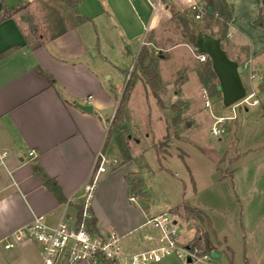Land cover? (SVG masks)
I'll return each mask as SVG.
<instances>
[{"label": "crops", "instance_id": "0c3cea01", "mask_svg": "<svg viewBox=\"0 0 264 264\" xmlns=\"http://www.w3.org/2000/svg\"><path fill=\"white\" fill-rule=\"evenodd\" d=\"M134 1L79 0L74 13L68 10L69 23L58 30L51 26L47 29L52 31L32 35L20 14L26 7L39 11L42 4L37 0H0V13L3 7L25 5L0 21V152H6L0 163V264H41L35 242H20L11 248L3 246L5 238L35 216H42L50 226L60 221L70 226L76 224L82 200L81 186L89 178L97 153L101 151L110 157L109 139L106 142L108 124L138 51L143 46L148 51L155 49L160 55L161 51L169 53L180 46H185L192 54L197 51L194 45L182 39L184 17L191 19L196 30L219 36L225 52L230 51L227 55L247 71L248 81L250 71L252 81L259 83L258 74L264 71V28L257 26L254 19L264 13V0H225L231 19L224 37L209 19H199L195 24L188 6H179L176 0H149L153 3L152 11L145 18ZM53 3L55 1L43 5L50 8ZM161 8L169 11L164 13ZM76 15L83 19L78 20ZM172 22L182 26L176 28L178 39L169 29L168 24ZM129 51H136L131 60ZM196 78L200 84L197 72ZM139 80L142 79L134 82L126 106ZM77 103L91 105V111L79 109ZM157 140L138 153L151 150L158 160ZM30 150L34 151L32 157L27 155ZM247 151L238 156L247 157ZM261 152L253 173L256 180L260 178L259 182L264 178V147ZM135 158L134 154L120 160L115 158L116 165L98 174L89 207L93 231L98 234L117 232L125 254L160 244L161 231L147 219L164 213L153 204L157 200L152 199L146 180L154 170L146 161L137 162ZM253 160L245 162L250 164ZM34 165L55 180L60 188V199L43 184L33 170ZM126 173L139 175L148 200L141 201L138 194L130 192L124 178ZM131 195L134 201L129 200ZM259 195L250 194L252 199L257 197L256 200L260 199ZM176 219L173 218L175 223ZM194 235L192 232L191 238ZM208 235L215 252V241L209 232ZM220 248L223 250V245ZM162 262L157 264H168Z\"/></svg>", "mask_w": 264, "mask_h": 264}, {"label": "rangeland", "instance_id": "374dc122", "mask_svg": "<svg viewBox=\"0 0 264 264\" xmlns=\"http://www.w3.org/2000/svg\"><path fill=\"white\" fill-rule=\"evenodd\" d=\"M54 1L50 8L43 5L48 3L39 1L42 4L39 11L28 7L23 9L20 17L28 29L36 27L37 34L52 31L47 29L51 26L58 30L70 22L69 8ZM134 3L143 13V18L149 16L153 3H149V0H135ZM176 4L188 6L183 0H176ZM160 11L165 13L169 10L161 8ZM210 22L220 29L219 22ZM168 26L171 32L177 34L178 39L179 31L176 28L181 25L172 22ZM29 33L33 35L30 31ZM182 39L187 42L186 37ZM229 52L227 50L228 54ZM135 53L136 51H129V60ZM149 53L153 57L150 61L152 67L161 74H158V95L164 107L161 108L156 99L148 94L146 89H150L142 80L137 81L125 106L128 133L120 128L121 122H112L109 127L111 120L109 121L111 135L108 140V155L111 159L115 157L120 160L128 154H134L137 162L146 161L150 164L154 173H150L146 180L150 185L152 199L157 200L153 204L158 210H164L170 219L177 218V230L181 233L179 241L189 246L194 228L200 226L212 235L217 248L216 257L205 253L208 257L202 261L188 262L186 256H183L180 259L169 257L162 263L244 264L246 257L249 259L248 264H264V178L259 182L260 178L256 180L254 175L256 159L262 154L264 147V71L258 74L259 83L255 79L252 81L256 87L258 103L248 104L239 100L235 104L224 106L220 93L211 94L208 89L200 87L201 83L197 81L196 72L198 75L203 63L196 56L198 52L194 51L192 54L185 46H180L169 53L161 51V55L149 48ZM147 62L148 59L144 63ZM130 71L131 69L128 72ZM241 78L249 90L246 70L242 69ZM213 82L217 84V80ZM177 95L180 99H176ZM205 100L208 105H205ZM173 105L175 108H172ZM109 113L112 114L111 111ZM219 116L226 117L222 124L223 131L214 135L210 130ZM175 117L176 121L173 120ZM146 133L149 135L146 136ZM135 137L139 142H136ZM156 139L155 146L159 147L161 155L158 160L151 150L138 153L139 149ZM245 150H248L247 157L238 156ZM248 159L254 160L247 164L245 161ZM144 189L142 181L133 194H142ZM251 193H260V199L256 200L258 195L252 199ZM138 196L139 200L146 201L149 195ZM184 204L200 209L202 217L185 210ZM220 245H223V250ZM201 254L198 250L197 255L201 257Z\"/></svg>", "mask_w": 264, "mask_h": 264}, {"label": "built area", "instance_id": "2783aa9c", "mask_svg": "<svg viewBox=\"0 0 264 264\" xmlns=\"http://www.w3.org/2000/svg\"><path fill=\"white\" fill-rule=\"evenodd\" d=\"M193 18L199 20L205 12L202 0H185ZM200 61L207 58L205 53L196 55ZM243 69V68H242ZM253 74L249 71V90L240 102L248 104L258 103L256 87L252 83ZM204 94V93H203ZM205 100V105H208ZM226 117H217L210 132L218 135L223 131L222 124ZM217 124H220L217 126ZM5 151L0 152V163H3ZM27 155L32 157L34 151ZM115 158L108 157L99 151L95 157L93 169L88 180L81 186V209L83 217L90 218L89 207L94 197L98 174L104 173L115 164ZM130 201L135 197L130 196ZM147 222L161 231L160 244L137 252L125 254L119 242L117 232L111 230L106 234H98L91 230L83 221L74 226L60 221L56 225H47L42 216H35L31 222L13 231L4 239V248H11L20 242H35L39 247L41 264H58L65 261L67 264L86 262L88 264H157L162 260L186 256L190 260L202 261L207 259L206 254L197 255V248H190L179 241L176 223L164 212L147 219ZM210 255V254H208Z\"/></svg>", "mask_w": 264, "mask_h": 264}, {"label": "trees", "instance_id": "16d2710c", "mask_svg": "<svg viewBox=\"0 0 264 264\" xmlns=\"http://www.w3.org/2000/svg\"><path fill=\"white\" fill-rule=\"evenodd\" d=\"M37 1L48 3L52 0H37ZM57 1L61 2L63 5L69 8L73 13L75 12V6L79 2V0H57ZM202 2L204 3L205 12L202 15L201 19H205L207 21L209 19V20H215L216 22H219L220 24L219 35L221 37H224L227 31V28H228V24L231 19V13H230L228 4L226 3L225 0H202ZM209 5H211L212 8H211L210 14H207L206 9ZM24 6L25 5H20L18 7H13L10 9L3 7L0 13V21L4 18L11 16L14 12H16L18 9ZM76 17L80 21L83 19V17L81 16L76 15ZM254 23L257 26L264 28V13H259L254 19ZM182 24H183L184 37H186L188 43L193 44L196 28L192 25L191 19L189 17H184ZM29 31L34 34L36 32V27H32L31 29H29ZM196 52H199V51H196ZM152 58H153L152 55H150L148 49L145 46H143L140 49V51H138L135 62L133 64V68L131 69L129 76L126 80L122 96L118 101V104L116 106V109L111 119L109 127L111 126L112 122L113 123L121 122L122 126L120 128L127 132V129L129 128V126H128V118L125 112L126 101H127V98L129 96V93L132 89L134 82L138 79H142L144 81L147 88L150 89V94L156 99L157 104L161 108L164 107L162 99L158 95L159 76L150 63V61H152ZM146 59H148V62L144 63ZM39 72L47 76L45 72L41 70H39ZM198 75H199L200 83L204 89L205 88L208 89V91L211 94L219 93V91L216 90L217 84L213 82V80H216V77L212 71L211 63L208 57L206 58V60L203 61L201 71L199 72ZM50 81H51V78H50ZM172 108H175V105H173ZM262 114L264 115V107H262ZM173 120L176 121L177 117H175ZM110 135H111V131H110V128H108L106 142L109 139ZM164 137L167 139V135H165ZM155 149H156L157 154L160 155L159 147L155 146ZM159 155H158V158H160ZM33 170L40 176L41 180L43 181V184L46 185L51 191H53L55 195L60 199L61 198L60 188L55 182V180L47 176L44 173V171L41 169V167L38 165H34ZM124 178L129 184L131 193H133L135 191L134 189H136L142 182V179L138 177V175L135 173H126L124 175ZM142 192H143L142 194L138 192H136L135 194L147 195L145 189ZM183 208L187 211L198 213L202 217L201 215L202 211L196 207H190L189 205L184 204ZM82 221L91 230H93V224H94L93 219L83 217L82 209L81 207H79L77 214H76V223L78 224ZM194 229H195V235L192 238V243L189 245V247L197 248L198 250L202 252V254L208 253L211 255V253L214 251V247H213L211 240L209 239L208 231L204 228L203 229L200 228V226H196ZM228 264H231V262H229ZM244 264H248V261L246 258H245Z\"/></svg>", "mask_w": 264, "mask_h": 264}, {"label": "water", "instance_id": "95a60500", "mask_svg": "<svg viewBox=\"0 0 264 264\" xmlns=\"http://www.w3.org/2000/svg\"><path fill=\"white\" fill-rule=\"evenodd\" d=\"M211 5L206 9L210 14ZM197 24V20L194 21ZM194 48L205 53L210 60L212 71L216 77V90L221 95V102L224 106L237 103L246 95V87L241 78L242 67L237 60L230 58L221 45V38L213 36L202 29H197L194 35ZM83 111L90 112L91 105L76 104ZM211 256L216 257L217 253L212 252ZM188 262L190 258L186 259Z\"/></svg>", "mask_w": 264, "mask_h": 264}]
</instances>
